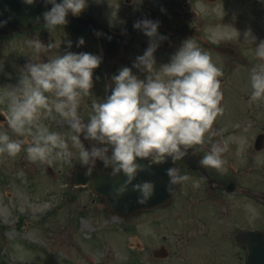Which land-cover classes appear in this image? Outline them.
Returning <instances> with one entry per match:
<instances>
[{
	"label": "clouds",
	"instance_id": "clouds-1",
	"mask_svg": "<svg viewBox=\"0 0 264 264\" xmlns=\"http://www.w3.org/2000/svg\"><path fill=\"white\" fill-rule=\"evenodd\" d=\"M25 2L32 5L36 0ZM47 2L52 7L43 14V19L51 31L64 26L69 13L79 16L88 0ZM3 23L6 21L0 22ZM134 27L151 38L134 63V67L146 72V77L140 79L131 68L123 67L112 78L111 95L93 100L86 120L80 105L84 97L91 96L93 73L102 57L87 52L60 55L53 51L60 46L56 41L45 45L38 37L25 40L24 44L36 54L32 57L36 62L22 69L18 85L6 88L0 100L7 98L8 128L18 136H30L31 140L24 148V140L12 139L7 131H0V153L14 158L23 150L32 162L47 165L54 161L71 163L77 157L89 178L99 164L110 169L113 177H124L123 183L112 189L114 200L132 191L138 194L141 205L153 198L156 184L137 180L141 172L149 171L153 165L173 161L175 166L166 170L167 191L172 196L178 192L177 188L192 181L176 162L183 160L193 146L204 144L216 134L213 124L224 111L219 79L223 73L194 38L185 41L169 63L157 68L154 55L157 37L164 39L158 33V22L144 19ZM256 39L251 31L245 33V41L252 44ZM78 43H85L83 37ZM254 50L261 63L250 71L249 104L264 102V40ZM41 54L50 57L48 62L41 61ZM53 111L68 122V133L51 131L42 122V116ZM85 140L91 142L90 147ZM227 150V140L213 142L200 164L222 170ZM142 161H147V165ZM192 182L199 186L198 182Z\"/></svg>",
	"mask_w": 264,
	"mask_h": 264
},
{
	"label": "flooded vegetation",
	"instance_id": "flooded-vegetation-1",
	"mask_svg": "<svg viewBox=\"0 0 264 264\" xmlns=\"http://www.w3.org/2000/svg\"><path fill=\"white\" fill-rule=\"evenodd\" d=\"M73 17L74 24L57 26L51 31L42 24L34 26L26 33L0 34V66L18 63L24 41L38 37L43 43L46 42L45 45L55 41L60 44L59 48L53 50L60 55L67 52H87L101 56L100 66L104 78L103 67L110 66L111 71L115 72L120 71V67H129L133 74L144 79L146 72L134 67V63L147 49L151 38L134 25L144 19L157 21L158 33L164 37V39L157 37L158 47L154 53L157 68L169 63L183 43L194 38L196 45L208 53L212 62L223 73L219 79L222 81L221 106L224 111L213 124L216 134L206 139L204 144L193 146L189 150H194L202 158L210 150L213 142L227 140L228 150L223 154L225 162H237L244 166L247 162L264 160V102L248 103L251 91L250 71L261 63L255 55L254 48L264 40V0H88L85 10L79 16ZM92 17L96 18L94 20L99 24H103L100 34L93 32L92 24L85 27L84 20ZM69 29L74 31L69 32ZM107 30L114 35L109 39L110 48L105 53L101 49V35L106 36ZM248 31L257 38L252 44L245 41V33ZM69 33L75 34L70 37L75 40L74 42H67ZM81 37L85 41L83 45L78 43ZM28 53L33 55L32 57L36 55L30 48ZM49 58L41 54V61L48 62ZM30 62L36 61L31 58ZM100 66L96 68L98 75L101 71ZM105 96L107 98V95ZM91 105L89 103L88 107L91 108ZM0 108L4 109L2 110L4 113L7 112V99L0 102ZM46 117L50 129L57 126H60L61 130L66 128V120L58 118L56 121L51 116ZM0 122L2 123L0 125L5 126L4 118L0 117ZM12 133L17 136L16 133ZM27 136H20V139L25 141ZM260 137L263 138L262 145L257 144ZM177 166L192 180L200 179L199 183L204 185L205 194L211 196L213 192L217 197L226 193L219 185L227 178L225 166L224 172L223 169L205 168L206 176L200 171L191 170L183 160L177 161ZM45 167L48 171L51 170L48 165ZM99 167L105 172L110 171L103 166ZM248 173V169H242L240 174L241 177H247ZM256 182L258 181L253 179L247 180L245 187L250 188V185ZM181 188L182 192L178 198L184 200H189L194 193L202 191L201 187L188 185V182ZM182 194L185 195L181 197ZM139 252L141 263L147 264L149 251L145 246H141Z\"/></svg>",
	"mask_w": 264,
	"mask_h": 264
},
{
	"label": "rangeland",
	"instance_id": "rangeland-1",
	"mask_svg": "<svg viewBox=\"0 0 264 264\" xmlns=\"http://www.w3.org/2000/svg\"><path fill=\"white\" fill-rule=\"evenodd\" d=\"M32 56H26L21 51L20 65L0 68L1 71L13 73V81L17 79L16 83H12L4 74L2 78L8 79L4 82L7 88L18 85L22 69H26ZM1 71L0 74L3 73ZM3 91L4 88L0 87V92ZM85 100L87 110L81 115L86 120L91 109L88 107L89 99ZM53 112L49 115L53 120H65ZM42 121L48 126L46 118ZM0 131L11 134L7 126H0ZM56 131L68 133V122L66 129L61 130L60 126H57ZM28 137L30 140L31 137L27 136V139ZM25 154L23 151L20 156L13 158L0 153V264H91V261H98L103 257V250H108L107 246H115L117 250L123 249L112 252V257L119 263L124 261L125 253L133 251L130 245L137 246L141 243L147 250L159 248L163 243L167 244L172 259L158 264H193L191 257L208 256V250L211 249L208 237L214 233L226 232L227 240H230L235 231L241 228L264 229V207L261 206L252 211V216L256 218L249 216L252 206L247 205L245 208H248V214H245L243 219L235 220L238 216L228 215L231 220L227 222L223 208L218 203L208 201V212L215 213L216 220L208 218L204 214L207 202L203 201H206L203 188L189 200L179 199L171 208L155 214L138 215L121 223L88 189H76L68 183L69 171L81 165L77 157H74L71 163L54 161L51 166L56 175H53L45 167L47 164L25 162L31 171L19 168V162L27 159ZM257 165L249 177H241L244 166H239V163H233L232 169L243 182L255 177L254 179L259 180L260 188L264 189V162L259 161ZM227 168L230 166L227 165ZM227 174L230 176L232 172L228 171ZM192 181L199 184L197 178ZM192 181L188 182V185H194ZM199 186L203 187L201 184ZM64 191L67 193L63 194ZM193 201L196 206L183 208L185 203ZM238 204L236 202V206ZM236 206L234 210L241 209ZM244 212L245 210H242V214ZM125 228L127 230H124ZM188 233L196 238H192L193 241L188 245L181 243L178 236ZM164 236L167 237L166 240H162ZM99 237L102 238L100 243H97L95 239ZM103 245L106 247L103 248ZM223 245H227L225 240L220 242V246ZM226 251L227 256L225 253L218 255L219 260L227 259V264H237L229 256V248Z\"/></svg>",
	"mask_w": 264,
	"mask_h": 264
},
{
	"label": "water",
	"instance_id": "water-1",
	"mask_svg": "<svg viewBox=\"0 0 264 264\" xmlns=\"http://www.w3.org/2000/svg\"><path fill=\"white\" fill-rule=\"evenodd\" d=\"M18 9L19 12L16 14V16L19 20L20 26H29L28 24L31 25L35 23V20L39 18V16H34L30 21L27 4L24 5L21 1L19 3ZM169 167L170 166L168 164L166 166H160L157 164L153 165L149 171L141 172L139 174L137 182L150 180L156 184V193L146 205L139 204L137 199L138 194L132 191H129L126 195L120 197L118 200L113 199L111 194L112 189L114 186H118L119 184L123 183V175L119 177H113L111 174L106 175L95 171L92 178H89L86 175L87 177L81 178L76 184L88 185L94 194L107 200L108 206L113 212L129 215L136 211L154 208L162 200L165 201L170 198L171 195L167 191L168 177L166 175V170ZM238 238H241V235H239ZM240 241L248 249L249 254L246 264H264V238L262 235H252L250 238H245L244 240Z\"/></svg>",
	"mask_w": 264,
	"mask_h": 264
}]
</instances>
